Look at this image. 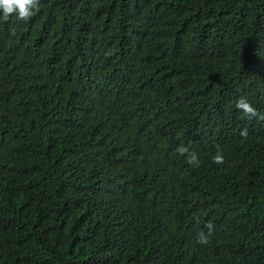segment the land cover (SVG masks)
<instances>
[{
  "label": "trees",
  "instance_id": "trees-1",
  "mask_svg": "<svg viewBox=\"0 0 264 264\" xmlns=\"http://www.w3.org/2000/svg\"><path fill=\"white\" fill-rule=\"evenodd\" d=\"M0 264H264V0L0 16Z\"/></svg>",
  "mask_w": 264,
  "mask_h": 264
},
{
  "label": "clouds",
  "instance_id": "clouds-1",
  "mask_svg": "<svg viewBox=\"0 0 264 264\" xmlns=\"http://www.w3.org/2000/svg\"><path fill=\"white\" fill-rule=\"evenodd\" d=\"M38 6L39 0H0V16L7 19L10 14H14L17 19L25 20L34 14ZM236 107L249 119L256 116V110L245 99L238 100ZM246 134V129H241L240 135L245 136ZM213 160L216 163H221L222 157L215 155ZM189 163H198L195 154L189 157ZM199 240L201 243L206 242V237L203 233L200 234Z\"/></svg>",
  "mask_w": 264,
  "mask_h": 264
}]
</instances>
